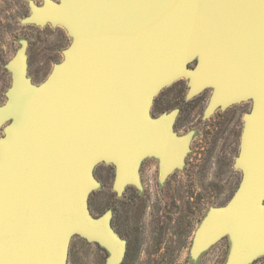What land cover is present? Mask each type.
Segmentation results:
<instances>
[{"label": "water", "instance_id": "water-1", "mask_svg": "<svg viewBox=\"0 0 264 264\" xmlns=\"http://www.w3.org/2000/svg\"><path fill=\"white\" fill-rule=\"evenodd\" d=\"M29 8L23 24L61 26L72 41L40 85L28 76L26 40L6 65L0 264H65L75 236L104 248L106 264L123 262L127 242L111 226L112 211L95 218L89 210L100 188L95 169L117 163L127 176L147 157L160 159L161 178L177 168L188 150L170 135L177 109L154 119L152 107L182 79L188 99L214 89L206 117L217 106L252 105L233 165L240 185L225 206L209 209L191 258L225 236L233 240L226 264L263 256L264 0H29ZM127 183L138 182L114 189Z\"/></svg>", "mask_w": 264, "mask_h": 264}, {"label": "rangeland", "instance_id": "rangeland-1", "mask_svg": "<svg viewBox=\"0 0 264 264\" xmlns=\"http://www.w3.org/2000/svg\"><path fill=\"white\" fill-rule=\"evenodd\" d=\"M32 1L38 6L43 5V0ZM30 14L29 0H0V105L6 102V93L12 85V75L6 65L20 49L21 40L28 42V76L35 85L43 83L53 66L62 62L64 51L72 41L61 26L23 24V19ZM185 82H175L156 97L152 116L177 109V85ZM249 103L244 104L242 112L251 110ZM243 125V118L240 117L234 131L226 139L224 150L217 149L215 154H210L211 160L193 156L200 160L199 163L189 162L181 173L172 178L179 181L171 182L162 192L157 182H147L146 195L149 198L146 196L147 208L142 210L140 221L122 224L120 217L127 207L126 202L116 208L118 213L114 226L112 222L111 226L127 242L121 264H226L233 247L230 236L211 246L196 261L191 258V248L196 231L209 209L225 206L240 185L242 172L233 165L239 154ZM3 126L0 128V138L4 136ZM95 178L100 188L90 195L89 210L95 218H99L114 206L110 201L113 195L110 164H99L95 169ZM160 193L169 195V202L156 201ZM108 256L109 253L98 244L75 236L65 264H106ZM251 264H264V255Z\"/></svg>", "mask_w": 264, "mask_h": 264}, {"label": "flooded vegetation", "instance_id": "flooded-vegetation-1", "mask_svg": "<svg viewBox=\"0 0 264 264\" xmlns=\"http://www.w3.org/2000/svg\"><path fill=\"white\" fill-rule=\"evenodd\" d=\"M42 4H44V0ZM196 65L197 61L192 67L195 68ZM188 92L189 86L187 81L183 85H177V117L172 121L170 135L173 139V143L175 145L177 144L178 151L182 150L184 148L183 145L188 141V150L186 153L183 156L177 157V168L170 171L164 178H161L160 159L157 157H147L141 161L136 172L134 169H131L127 173V176H124L123 174H119L117 163L110 164V182L112 184L111 190L113 192L110 201L113 202L114 205L111 210V222L113 226L115 217L118 213L116 208H118L124 201L126 202L125 205L127 207L121 212V223L135 224L141 220L142 210L147 208V203H145V201L147 197L149 198V196L146 195L147 182H157L160 192H162L171 182L179 181L172 178L176 174L178 175L181 173L189 162L196 161L199 163L200 160L193 156L198 155L201 159L208 157L211 160L213 153L215 154L217 149L221 151L224 150L226 147V139L230 136L231 132L234 131L240 117L243 118L245 114L242 112L245 103H241L230 106L226 109L217 106L213 109L210 115L206 117V110L211 102L214 89L212 87L206 88L191 99H188L187 97ZM162 115L163 114H159L153 116V118L160 119L162 118ZM220 144L221 146H219ZM194 150L198 152L194 153ZM210 154L212 155L210 156ZM221 163H223V161H221ZM152 170L153 174L151 173ZM116 182L138 183H127L123 186L122 191L118 192L114 189ZM155 200H161L163 202L168 201L169 195L160 193L156 196ZM113 229L121 238H123L121 233L115 227H113Z\"/></svg>", "mask_w": 264, "mask_h": 264}]
</instances>
